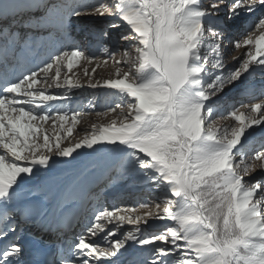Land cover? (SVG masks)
Instances as JSON below:
<instances>
[{
    "label": "snow or ice",
    "instance_id": "obj_1",
    "mask_svg": "<svg viewBox=\"0 0 264 264\" xmlns=\"http://www.w3.org/2000/svg\"><path fill=\"white\" fill-rule=\"evenodd\" d=\"M15 7L0 3V15ZM44 14L58 34L82 17H113L120 23L111 29L122 24L128 31L114 38V50L104 47L102 62L79 46H61L35 69L0 72V241L16 233L13 213L30 217L37 211L23 204L25 185L81 149L111 147L125 172L166 195L97 209L76 241L61 248V264H118L129 242L152 246L144 264H264V180L246 179L264 171V145L249 154L245 144L250 130L264 126V100L234 106L227 114L235 121L231 126L218 127L213 119L215 100L246 75L264 72V0H47ZM252 16L257 18L234 42L242 50L232 57L238 66L225 71L226 32ZM101 36L112 38L107 30ZM121 42L129 46L121 48ZM81 60L95 63L91 72L83 69L87 86L115 90L118 102L97 113L114 114L108 123H93L73 141L81 113L53 112L51 102L85 86L73 72ZM109 60L116 78L93 82ZM0 62L8 64L7 47ZM52 89H64V95ZM153 218L171 225L145 234L142 225ZM22 252L18 242L8 241L0 264H21Z\"/></svg>",
    "mask_w": 264,
    "mask_h": 264
},
{
    "label": "rangeland",
    "instance_id": "obj_2",
    "mask_svg": "<svg viewBox=\"0 0 264 264\" xmlns=\"http://www.w3.org/2000/svg\"><path fill=\"white\" fill-rule=\"evenodd\" d=\"M46 2L47 0H0V3L16 5L7 15H0V55H2L5 47L8 51V64L4 65L3 62H0V72H3L5 67H7L8 72L13 70L14 67L9 66L11 60L14 61V65L21 64V62L26 64L23 62L26 61L25 53L29 55L41 42H43L42 47H45L47 52L50 51L51 53L54 51V48L51 47L55 45V42H59V45L61 43L63 46L76 45L83 49L87 55L96 56L98 61L102 62L107 59L103 51L104 47H107L110 51L114 50L116 48L114 38L119 33H127L128 31L127 27L122 24L116 30L111 29L109 27L111 24L120 23L113 17H82L73 18L67 27V31L58 34V31L52 27L44 14V4ZM202 2L206 3V0H202ZM256 18V16L249 17L243 24L235 25L226 32L222 49L226 64L225 71L238 66L232 57L239 56L242 50H235L234 42L242 38L248 24ZM105 30L110 33L112 38L107 40L102 38L101 33ZM9 32L14 35L9 36ZM128 46L123 42L120 44L121 48ZM116 58L119 59V55ZM85 67L91 72V68L95 67V63L88 65L81 60L79 66L74 68L73 72L78 74L81 83L89 87L86 84L88 77L83 73ZM97 72L102 73L103 76H96ZM19 73L20 71H18ZM113 73L114 68L111 60L108 61L107 66L101 63L96 73L92 75L93 82L115 79ZM69 75H72V73H69ZM90 89H85V87L73 88L67 93L68 99L51 102L53 112L59 108L70 113L77 111L81 113L79 123L76 125L71 137L73 141L81 139L84 131L90 130L93 123L106 124L114 115L101 117L97 113L107 111L109 107L118 102L115 90L91 87ZM50 91L53 94L64 95V89H52ZM261 100H264V72L257 69L251 75H246L235 88L227 90L224 95L213 102L217 108L213 113L215 125L218 127L233 125L235 121L227 117V114L234 106L241 103H256ZM45 127L48 128L50 133L53 131L51 122ZM64 143L66 145L67 141H64ZM245 144L250 149L249 154L264 145V126L250 130V135H248ZM79 151L81 155L76 156L75 159L58 162L51 171L41 172L30 184L24 186L21 193L22 201L35 197L48 200L50 206L45 208L46 213L52 211L59 200H61L63 207L72 208L82 195L86 196L85 209L78 211L77 218L70 219L72 226L64 231L68 233V237H62L58 241V251L53 264H58V262L61 264L60 260L62 258L58 254L61 248L66 249L76 241L89 225L97 209L124 205L135 206L143 201L151 203L166 195L165 190L155 189L137 174L125 172L122 168L119 153L113 148H98L96 151L81 149ZM56 159L59 160V158ZM246 179L264 180V171L257 170ZM64 181L66 182L62 186ZM69 192H72V194L68 195ZM143 211H146V209H141V212ZM13 216L16 223V233L15 235L9 234V236H12L13 240L17 242L24 226L20 225V217L17 212L13 213ZM170 225L171 222L168 220L153 218L149 220L147 226L142 225V227L145 234H153L163 231ZM130 227L125 225L123 231L129 230ZM69 232H71V235ZM94 239H96V242L101 243L98 238ZM2 244H4V241H0V245ZM134 246L136 244L129 242L127 251L122 250L124 254L119 257L118 264H144V261L149 258L152 246L146 251L129 256L128 251ZM170 259L175 260L174 257H170Z\"/></svg>",
    "mask_w": 264,
    "mask_h": 264
},
{
    "label": "bare ground",
    "instance_id": "obj_3",
    "mask_svg": "<svg viewBox=\"0 0 264 264\" xmlns=\"http://www.w3.org/2000/svg\"><path fill=\"white\" fill-rule=\"evenodd\" d=\"M42 43L43 42H41L40 45H37V47L35 49H33V51H31V53L29 55H27L25 53L26 61L24 60L23 62H25L26 64H24V63L21 62V64H15L14 65V61L11 60L9 62L10 63L9 66H13L14 68H13V70H11V72H9L10 75H12V76L19 75L21 72H24V71L29 70V69H33V68L37 67L38 65H41L43 61L47 60L48 57H49V55L51 54V52L50 51L47 52L46 48L45 47H42ZM51 44H53V43H51ZM54 44L55 45H53V47H51V48H54V51L58 50L61 46H63V45H61V43L59 45V42H55ZM15 63H16V61H15ZM18 71H20L19 74H18ZM96 76H100L101 77V76H103V74L100 73V72H97V75ZM84 87H85V89L87 88V89L91 90L90 87H86V85ZM83 201H84V197L81 199V201H78L76 203V205L73 206L72 208H67V207H63L62 206V203H61V200H59L55 204V206L52 209V211H50L48 213V215H46L41 220L42 222L43 221H46V223L49 224V225L53 224V226L55 228L54 232L52 233V236L53 237H55V238L58 237L59 232L62 231V230H64V227H62V223L60 221V220L63 219L62 216H64V219H65V217H66V215H68V213H72L74 211L79 210L80 209V206H82V204H83ZM23 204L25 206H27V207H31V208L36 209L37 212H38V214H39L38 221H40V217H41V215H43V212H44V209H43L42 203H41V199H39L37 197L31 198V199H27V200L23 201ZM19 214H21V213L17 211V215L18 216H19ZM71 217H72V219H74V218H77L78 215L75 214V213H72L71 214ZM69 234L71 235V232H69ZM71 237L73 238V236H71ZM74 238H75V236H74ZM10 240H13V237L12 236H9L7 238V240L4 241V244L7 243ZM20 240H21L20 238L17 240V242L19 244H20ZM4 244L0 245V249H2L4 247ZM136 247H137V245L134 246V247H132L128 251V255L129 256H134L137 253ZM22 249H23V252H22V254L20 256V262H21V264H29V260L27 259V252H26V250L24 248H22ZM56 254H57V252H56ZM58 254L60 255V253H58ZM61 258H62V256H61ZM55 262H58V261H55ZM58 264H60V262H58Z\"/></svg>",
    "mask_w": 264,
    "mask_h": 264
},
{
    "label": "trees",
    "instance_id": "obj_4",
    "mask_svg": "<svg viewBox=\"0 0 264 264\" xmlns=\"http://www.w3.org/2000/svg\"><path fill=\"white\" fill-rule=\"evenodd\" d=\"M72 193H70L69 195H71Z\"/></svg>",
    "mask_w": 264,
    "mask_h": 264
}]
</instances>
